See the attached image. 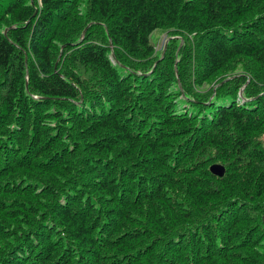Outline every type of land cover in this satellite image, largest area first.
Segmentation results:
<instances>
[{"label":"trees","instance_id":"trees-1","mask_svg":"<svg viewBox=\"0 0 264 264\" xmlns=\"http://www.w3.org/2000/svg\"><path fill=\"white\" fill-rule=\"evenodd\" d=\"M0 264H264V0H0Z\"/></svg>","mask_w":264,"mask_h":264},{"label":"rangeland","instance_id":"rangeland-1","mask_svg":"<svg viewBox=\"0 0 264 264\" xmlns=\"http://www.w3.org/2000/svg\"><path fill=\"white\" fill-rule=\"evenodd\" d=\"M168 40V35L163 34L161 30L155 31L151 35V42L156 45V50L161 51Z\"/></svg>","mask_w":264,"mask_h":264},{"label":"water","instance_id":"water-1","mask_svg":"<svg viewBox=\"0 0 264 264\" xmlns=\"http://www.w3.org/2000/svg\"><path fill=\"white\" fill-rule=\"evenodd\" d=\"M91 25H92V24H91ZM91 25H90V26H91ZM90 26H89V27H90ZM87 29H88V28H87ZM87 29L83 32L82 39H83V37H84V35H85ZM5 34L7 35V32H5ZM182 41H183V40H182ZM167 43H168V40H167L166 44H167ZM164 54H165V50H164V52L162 53V57L164 56ZM113 55H114V53H113ZM227 81H228V80H227ZM240 95H241V97H243V91H241ZM210 171H211V173H212L214 176H217V177H219V178L224 177L225 174H226V168H225L223 165H221V164H214V165H212V166L210 167Z\"/></svg>","mask_w":264,"mask_h":264}]
</instances>
